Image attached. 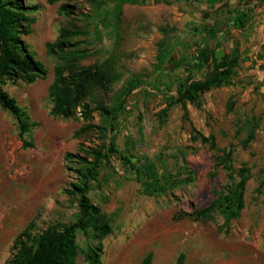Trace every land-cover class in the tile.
Masks as SVG:
<instances>
[{
    "label": "rangeland",
    "instance_id": "1",
    "mask_svg": "<svg viewBox=\"0 0 264 264\" xmlns=\"http://www.w3.org/2000/svg\"><path fill=\"white\" fill-rule=\"evenodd\" d=\"M25 1L39 9L30 13L35 21L23 38L47 74L3 86L31 127L21 135L17 117L0 104V264L13 256L27 226L41 232L78 219L79 195L70 189L80 163L67 153L111 140L132 161L151 160L181 182L147 195L113 153L99 176L102 187L87 192L112 230L103 238L78 230L76 264H142L150 252L151 264H264V0L128 1L119 15L117 0H103L99 14L98 0ZM67 1L76 4L74 18L60 10ZM241 10L244 24L232 18L208 34L229 11ZM73 23L88 53L81 63L104 66L111 82L65 118L52 113L59 59L48 44ZM219 71L226 82L194 101L177 100L179 79L201 82ZM122 98L113 122L102 110ZM242 166L250 177L239 217L228 219L218 208L207 218L184 214L210 205L227 182L239 180Z\"/></svg>",
    "mask_w": 264,
    "mask_h": 264
},
{
    "label": "trees",
    "instance_id": "2",
    "mask_svg": "<svg viewBox=\"0 0 264 264\" xmlns=\"http://www.w3.org/2000/svg\"><path fill=\"white\" fill-rule=\"evenodd\" d=\"M54 3L59 0H47ZM97 14L100 12L103 0H98ZM141 2L148 0H117L116 13L121 12L124 2ZM255 0H247L250 4ZM38 5H30L25 0H0V104L2 107L14 114L19 122L20 134H24L31 127V123L25 118V114L18 104L16 98L6 91L3 86L8 79H25L33 81L47 74L45 64L32 54L23 36L31 32V24L35 18L30 13L37 11ZM61 12L74 18L76 4L69 1L60 6ZM225 16V20L208 29V34L215 36L226 25V21L236 18L241 23H245L246 11ZM80 27L73 23L72 26H63L57 39L48 44L49 50L58 59L55 70V79L51 87L53 98L52 113L55 116L71 117L76 114L77 107L83 102L88 94L94 92L98 86L109 88L111 74L106 72L101 65H84L81 61L88 55L79 47ZM223 71H219L211 77L201 82L189 83L187 80L177 81V100L184 102L185 99L192 101L198 98L200 92H204L214 86H219L227 81ZM124 109L123 98L118 99L111 108L104 107L103 113L111 116L113 122L122 114ZM81 153L68 152L70 162L80 163L77 181L72 183L70 191L77 193L80 207L78 219L62 228L49 226L41 232H34L32 225L23 229L15 238L13 247L15 252L8 260L7 264H76L78 254L77 231L81 230L86 237L103 238L111 232L112 227L109 219L101 217L100 208L91 202L87 192L96 184L100 188L101 170L111 166V156L119 153L122 159L126 160L132 170V175L128 179H135L140 182L143 193L156 195L167 192L174 184L181 182L179 178L172 179L167 172L159 173L157 166L151 160L134 162L129 157L123 155L117 148L113 140L101 145L82 147ZM229 158V157H228ZM220 163H225L227 170H234L233 165L227 160L219 159ZM111 171H107L109 174ZM238 181L227 182L218 198L206 206L192 212H185V215L197 218H207L214 208H218L228 219L240 216L245 207V191L247 181L250 177L249 169L245 166L237 170ZM180 218V217H179ZM96 251L93 256L96 257ZM98 259V258H97ZM153 254L150 252L143 259L142 264H151ZM98 260H93L96 264Z\"/></svg>",
    "mask_w": 264,
    "mask_h": 264
}]
</instances>
